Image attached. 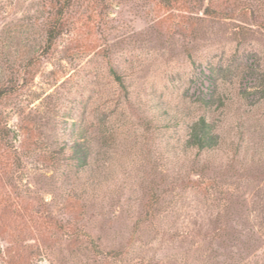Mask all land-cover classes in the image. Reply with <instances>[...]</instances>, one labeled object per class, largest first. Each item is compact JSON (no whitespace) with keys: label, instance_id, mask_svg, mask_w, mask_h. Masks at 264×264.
<instances>
[{"label":"rangeland","instance_id":"374dc122","mask_svg":"<svg viewBox=\"0 0 264 264\" xmlns=\"http://www.w3.org/2000/svg\"><path fill=\"white\" fill-rule=\"evenodd\" d=\"M54 1L0 0V264H264V0Z\"/></svg>","mask_w":264,"mask_h":264},{"label":"trees","instance_id":"16d2710c","mask_svg":"<svg viewBox=\"0 0 264 264\" xmlns=\"http://www.w3.org/2000/svg\"><path fill=\"white\" fill-rule=\"evenodd\" d=\"M69 0H64L63 4H59V0H55L52 4V9L55 10L54 12V19L51 24L48 26V30L46 32L47 39L46 43H49L55 39L57 35L60 34L63 24L59 23L60 16L63 13L65 5L68 4ZM207 11V9H206ZM110 75L113 78V81L117 83L121 88L124 87L123 79L121 76L112 68H110ZM12 91V90H11ZM9 93L7 89H0V98L4 95ZM7 131L1 115H0V134L6 135ZM74 144L76 145L78 142L73 140ZM220 144V139L218 134L215 132V128L211 123H209L205 117L200 116L197 120L193 121L191 124L187 126V135L185 140V148L187 149H196L197 151H208L212 150L213 148L218 147ZM72 152L69 156V162H71L69 166V171H73L74 175L77 173V170L80 168L81 165H86L89 163L88 161L91 159V153L88 152L86 149L84 152L81 153L80 150H76L74 146L71 148ZM74 182V181H72Z\"/></svg>","mask_w":264,"mask_h":264}]
</instances>
